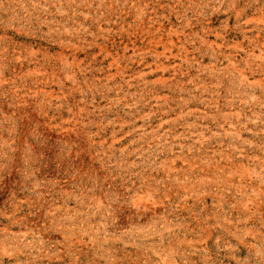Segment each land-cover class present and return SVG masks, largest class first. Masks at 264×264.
<instances>
[{
  "label": "rangeland",
  "instance_id": "1",
  "mask_svg": "<svg viewBox=\"0 0 264 264\" xmlns=\"http://www.w3.org/2000/svg\"><path fill=\"white\" fill-rule=\"evenodd\" d=\"M0 264H264V0H0Z\"/></svg>",
  "mask_w": 264,
  "mask_h": 264
}]
</instances>
